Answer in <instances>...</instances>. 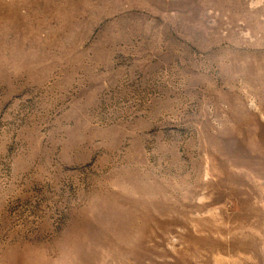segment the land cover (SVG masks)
<instances>
[{
    "label": "rangeland",
    "instance_id": "obj_1",
    "mask_svg": "<svg viewBox=\"0 0 264 264\" xmlns=\"http://www.w3.org/2000/svg\"><path fill=\"white\" fill-rule=\"evenodd\" d=\"M0 264H264V0H0Z\"/></svg>",
    "mask_w": 264,
    "mask_h": 264
}]
</instances>
